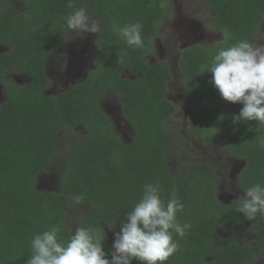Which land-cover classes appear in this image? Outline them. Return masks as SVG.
Wrapping results in <instances>:
<instances>
[{"label":"trees","instance_id":"16d2710c","mask_svg":"<svg viewBox=\"0 0 264 264\" xmlns=\"http://www.w3.org/2000/svg\"><path fill=\"white\" fill-rule=\"evenodd\" d=\"M170 1L73 0L75 7H89L101 21L95 41L98 56L84 81L54 95L45 92L50 87L47 62L68 39L62 19L71 11L67 0H21V8L0 7V44L9 48L0 54V84L7 95L0 104V264H26L32 236L54 224H60V236L67 240L75 230L73 217L75 228L99 232L108 253L112 249L104 226L118 232L147 183L160 184L165 202L175 186L184 204L177 218L192 225L183 239L173 234L180 250L167 264H248L258 251L264 253V217L248 220L237 212L239 198L222 202L220 175L210 163L187 162L179 171L171 167L185 142L170 123L179 112L168 99L172 72L167 63L150 64L146 59L160 36ZM205 1L214 14L213 29L224 38L181 53L189 132L207 146L224 144L226 155L244 163L236 177L244 192L264 183V125L234 123L243 105L224 101L210 83L211 73L203 72L219 47L245 39L253 42L259 36L264 0ZM114 22L142 23L144 47H128L112 32ZM12 69L27 73L30 82L8 80ZM126 70L136 72L137 78H124ZM108 93L117 96L132 129L130 143L122 141L101 106ZM79 127L83 132L69 148L59 189H40L39 177L60 153L63 133ZM78 194L84 199L76 204L72 197ZM78 205L88 210L76 216L71 211ZM239 232L250 234L252 241Z\"/></svg>","mask_w":264,"mask_h":264},{"label":"clouds","instance_id":"9594fccd","mask_svg":"<svg viewBox=\"0 0 264 264\" xmlns=\"http://www.w3.org/2000/svg\"><path fill=\"white\" fill-rule=\"evenodd\" d=\"M67 7L71 11L62 19L70 33H101V21L90 16L86 7H75L73 0H67ZM142 27L140 22L123 26L114 22L111 30L128 47L143 48ZM205 72L211 73L210 83L224 101L243 105L233 116L234 123L256 121L264 125V45L245 39L219 47ZM162 191L159 183L143 186L139 200L126 213L120 230L114 234L112 250L108 253L96 229L78 226L64 240L60 236V224H54L32 236L31 254L26 264H132L134 260L139 264H167L180 250L173 234L183 239L192 225L187 221L181 223L177 218V213L184 211V204L175 186L167 202L161 198ZM244 192L235 210L248 220L258 215L264 217V183L257 182ZM83 199V194L72 197L76 204Z\"/></svg>","mask_w":264,"mask_h":264},{"label":"rangeland","instance_id":"374dc122","mask_svg":"<svg viewBox=\"0 0 264 264\" xmlns=\"http://www.w3.org/2000/svg\"><path fill=\"white\" fill-rule=\"evenodd\" d=\"M14 4L22 7L21 0H0V7L5 8ZM85 7V6H81ZM89 15L96 17L89 9ZM214 14L206 9L205 0H171L169 12L160 27V36L153 41L152 51L146 57L148 63H167L172 72V78L168 85V99L177 105L178 114L170 122L171 127L179 129L184 135L185 142L182 143L179 156L171 160V167L174 171L182 169L184 163L193 161H203L210 163L220 175L219 199L224 203L243 197V192L236 183V177L243 167V162L234 157L228 156L223 151L224 144L207 146L202 140L192 136L189 132L187 119L184 76L180 67L181 53L188 47L196 45H209L223 40L224 35L216 32L211 20ZM259 36L253 41L256 45H264V16L258 27ZM97 34L85 33L78 35L70 33L67 41L49 59L47 72L50 78L49 95L58 94L69 90L73 85L86 79L88 72L93 69L94 62L98 56L96 48ZM8 50V46L0 44V53ZM138 74L127 70L123 77L135 80ZM9 79L14 83H28L29 75L21 70L14 69L9 74ZM4 99L3 89L0 87V100ZM101 106L113 121L115 130L125 143L132 140V129L122 116L119 100L112 93H108L102 100ZM83 132V128L66 130L59 144L60 153L56 155L54 163L48 170L39 177L38 186L42 190H58L62 172L66 161L70 157L69 148L76 141L78 133ZM77 209V210H76ZM88 208L78 205L71 212L77 216L78 213L87 211ZM72 225L75 229V219ZM110 248L114 240V230H109L104 226ZM110 228V227H109ZM222 233L220 237L225 236ZM245 236L248 242L252 241V236L239 232ZM254 244V243H252ZM254 264H264V254L258 262Z\"/></svg>","mask_w":264,"mask_h":264},{"label":"flooded vegetation","instance_id":"af4514ba","mask_svg":"<svg viewBox=\"0 0 264 264\" xmlns=\"http://www.w3.org/2000/svg\"><path fill=\"white\" fill-rule=\"evenodd\" d=\"M171 2V1H170ZM254 41V40H253ZM9 49V48H8ZM8 51V50H7ZM6 52V51H5ZM57 52V51H56ZM55 52V53H56ZM2 53H4V52H2ZM2 53H0V54H2ZM53 56V55H52ZM51 56V57H52ZM50 57V58H51ZM49 58V59H50ZM49 61V60H48ZM47 64H48V62H47ZM94 66V65H93ZM14 69H12V70H10V72H9V74L13 71ZM19 70V69H18ZM127 71V70H126ZM125 72V71H124ZM9 74L7 75V79L8 80H10L9 79ZM124 74V73H123ZM30 78V77H29ZM11 81V80H10ZM11 82H13V81H11ZM29 82H30V79H29ZM28 82V83H29ZM14 83V82H13ZM28 83H24V84H20V83H15V84H18V85H25V84H28ZM0 87L3 89V93H4V99L3 100H0V104H2L3 102H5L6 100H7V95H6V92H5V88L0 84ZM50 88V87H49ZM49 90V89H48ZM48 90H46L45 92H46V94H48ZM49 95V94H48ZM114 95V94H113ZM116 96V95H115ZM117 97V96H116ZM118 99V98H117ZM243 166H244V163H243ZM242 191V190H241ZM243 192V191H242ZM245 195V193L243 192V196ZM260 251H258V255L256 256V259H254V261H252V262H249L248 264H254V263H256V262H258L259 261V259L262 257V254L261 253H259ZM264 254V253H263Z\"/></svg>","mask_w":264,"mask_h":264}]
</instances>
